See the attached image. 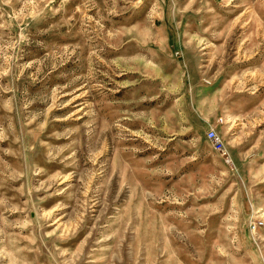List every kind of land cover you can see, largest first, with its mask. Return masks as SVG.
Listing matches in <instances>:
<instances>
[{
	"label": "rangeland",
	"instance_id": "rangeland-1",
	"mask_svg": "<svg viewBox=\"0 0 264 264\" xmlns=\"http://www.w3.org/2000/svg\"><path fill=\"white\" fill-rule=\"evenodd\" d=\"M255 220L264 0H0V264H264Z\"/></svg>",
	"mask_w": 264,
	"mask_h": 264
},
{
	"label": "built area",
	"instance_id": "built-area-1",
	"mask_svg": "<svg viewBox=\"0 0 264 264\" xmlns=\"http://www.w3.org/2000/svg\"><path fill=\"white\" fill-rule=\"evenodd\" d=\"M222 120L223 119L221 118L220 121ZM207 137L212 147L218 152H220L221 155L225 158V160L228 163H230L231 157H230L229 151L227 149L224 139L220 136L218 131L214 127H211L207 132ZM263 225H264V221L262 220H255V221H252L250 224L252 230L254 231L260 229Z\"/></svg>",
	"mask_w": 264,
	"mask_h": 264
}]
</instances>
